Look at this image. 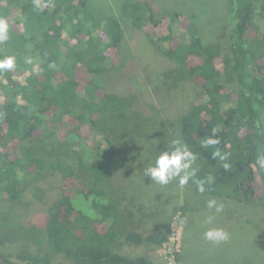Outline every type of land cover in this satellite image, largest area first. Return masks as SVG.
Returning <instances> with one entry per match:
<instances>
[{
	"label": "trees",
	"instance_id": "obj_1",
	"mask_svg": "<svg viewBox=\"0 0 264 264\" xmlns=\"http://www.w3.org/2000/svg\"><path fill=\"white\" fill-rule=\"evenodd\" d=\"M153 1L115 17L89 0H0V59L16 60L0 72V264H166L174 222L177 264L228 263L237 247L264 264V0H229L213 42ZM176 139L193 179L213 177L203 193L145 175ZM213 228L229 239L207 241Z\"/></svg>",
	"mask_w": 264,
	"mask_h": 264
},
{
	"label": "rangeland",
	"instance_id": "obj_2",
	"mask_svg": "<svg viewBox=\"0 0 264 264\" xmlns=\"http://www.w3.org/2000/svg\"><path fill=\"white\" fill-rule=\"evenodd\" d=\"M122 1L123 0H89V5L97 15L120 17L119 9ZM153 3L154 6L157 7L158 12L180 11L186 13L187 15L196 16V21L202 30L205 42H213L219 28L224 25V23L228 22L227 5L229 0H154ZM130 35L131 33L127 31L126 37L128 40L133 38ZM258 211L264 213V208H260ZM250 213H253V211H250ZM173 224L174 226L171 240H169V242L158 251V258H162L166 264H177L173 260V253L178 251L179 246L181 245V240L178 242L177 239L180 237L179 234H181L182 227H180V224L177 222H174ZM243 240L244 237L238 238L235 244L244 242ZM239 250L240 248L238 247L237 249L222 248V251L218 256L224 255L226 258L225 260L228 261V263L223 262L222 264H236L232 260H238V258L240 259L241 257H247L248 261L241 262L240 264H248V262L249 264H253L256 257L253 251L249 250L244 256H242ZM205 253L206 252L203 251L194 253L192 255L193 261L196 264H202L203 262V264H205V262H207L204 258L206 255ZM211 262L210 264H215L213 261ZM216 264L221 263L218 261Z\"/></svg>",
	"mask_w": 264,
	"mask_h": 264
},
{
	"label": "clouds",
	"instance_id": "obj_3",
	"mask_svg": "<svg viewBox=\"0 0 264 264\" xmlns=\"http://www.w3.org/2000/svg\"><path fill=\"white\" fill-rule=\"evenodd\" d=\"M9 39V24L6 19L0 17V43L5 42ZM28 63H31V60H27ZM16 68V60L14 56H8L4 59H0V72L15 70ZM216 130H213L215 133ZM219 143L218 140H213L211 138L205 139L202 142L203 147H207L208 145H214ZM173 145H179L176 147L174 151H163L161 152L155 159L154 164L150 165L146 169H144L145 175L150 174V178L152 181H155L159 185H167L171 181L176 180L178 178V182L180 186H184L188 184L190 179H193L195 176V171L187 172L192 163L196 161V155L188 149V146L182 142L180 139L173 140L169 147L171 148ZM219 157L221 161H226L228 159L227 154H221L218 150L213 153V158ZM257 164H259L261 169H264V155L260 156L257 159ZM223 167L225 169L229 168L228 163H224ZM183 173V174H182ZM212 183L213 177L208 176L207 181L193 179V183L197 185V190L200 193L205 191L204 184ZM216 204V200L212 199L207 202L208 209L213 208ZM223 210L222 207H218L216 209L217 212H221ZM207 223H211V218L207 219ZM204 238L207 241L213 243L226 242L229 239V233L224 231L223 229L213 228L209 229L204 233Z\"/></svg>",
	"mask_w": 264,
	"mask_h": 264
},
{
	"label": "built area",
	"instance_id": "obj_4",
	"mask_svg": "<svg viewBox=\"0 0 264 264\" xmlns=\"http://www.w3.org/2000/svg\"><path fill=\"white\" fill-rule=\"evenodd\" d=\"M173 226H174V224H172V226H171V236H170V238H169V240H171V238H172V234H173ZM181 234H179V236H180ZM177 241L179 242L180 241V237H178V239H177ZM169 242V241H168ZM167 242V243H168ZM166 245V243L162 246V247H164Z\"/></svg>",
	"mask_w": 264,
	"mask_h": 264
}]
</instances>
